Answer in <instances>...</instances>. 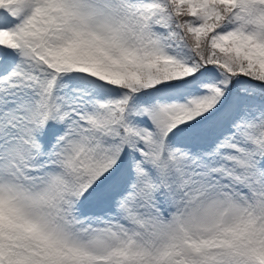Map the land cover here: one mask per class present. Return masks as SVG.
<instances>
[{
	"label": "snow or ice",
	"instance_id": "6c2138e0",
	"mask_svg": "<svg viewBox=\"0 0 264 264\" xmlns=\"http://www.w3.org/2000/svg\"><path fill=\"white\" fill-rule=\"evenodd\" d=\"M0 264H264V0H0Z\"/></svg>",
	"mask_w": 264,
	"mask_h": 264
}]
</instances>
